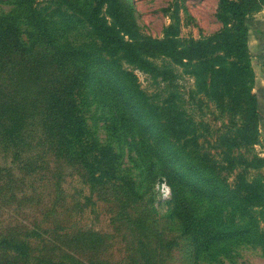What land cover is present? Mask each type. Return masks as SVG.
Masks as SVG:
<instances>
[{
    "label": "rangeland",
    "instance_id": "rangeland-1",
    "mask_svg": "<svg viewBox=\"0 0 264 264\" xmlns=\"http://www.w3.org/2000/svg\"><path fill=\"white\" fill-rule=\"evenodd\" d=\"M34 1L49 5L48 24L63 48L89 51L88 56L77 57L76 63L92 66L102 56L82 14L63 0ZM73 1L83 9L96 3ZM117 1L143 35L162 38L175 9L184 38H199L222 26L217 17L219 0ZM263 10L264 6L251 17L264 20ZM1 18L16 21L23 44L0 57V264H264L260 244L227 240L208 250L202 247L197 236L206 225L221 221L220 205L178 183L177 199L171 180L162 172L159 154L151 149L147 125L111 99L110 87H94L95 82L88 81L79 98L87 136L112 145L119 156L116 176L96 180L81 159V151L69 144V134H60L58 122L49 116H53L49 107L55 78L69 76L73 63L59 65L51 48L40 43L29 50L26 10L19 0H0ZM249 47L253 63L264 58V45L254 28ZM155 60L164 71L158 79L139 69L135 72L148 95L163 101L173 88L169 87V58ZM175 72L172 85L182 94L188 113L201 123V156L207 151L220 161L227 149L223 137L230 136L229 126L233 120L241 121V116L199 92L193 76L182 67L175 65ZM58 89L63 91V87ZM258 93L259 140L250 152L234 146L235 154L264 156V91ZM241 170L239 165L224 168L220 174L234 184ZM259 171L264 172V167H249L246 177L251 180ZM228 209L225 217L227 225H232L233 211Z\"/></svg>",
    "mask_w": 264,
    "mask_h": 264
},
{
    "label": "trees",
    "instance_id": "trees-1",
    "mask_svg": "<svg viewBox=\"0 0 264 264\" xmlns=\"http://www.w3.org/2000/svg\"><path fill=\"white\" fill-rule=\"evenodd\" d=\"M63 2L82 14L98 40L102 56L97 57L92 66L85 61L76 63L77 57L89 55L87 49L63 48L58 43L46 16L49 5L19 0L26 10L29 50L40 43L51 48L52 58L59 65H74L69 76L55 78L52 87H56V91L49 107L53 116H49L58 122L60 134H69L66 137L71 140L69 144L81 151V159L91 175L98 181L115 177L119 156L112 145L87 136L79 98L88 81L95 82L94 87H110L111 99L123 104L128 114L147 125L152 133L154 146L151 149L159 154L162 172L171 180L177 199L181 187L220 205L221 221L216 226H212L213 222L206 225L204 232L197 236L205 250L227 240L264 246V226H261L264 222V172L259 171L251 180L246 177L249 167H264V156L235 154L233 149L237 146L250 152L259 140L258 92L264 91V87H256L249 33L254 28L260 44L264 45V20L251 17L264 6V0H219L217 17L222 26L199 38L181 36L178 9L171 12L172 21L160 38L141 34L117 0H96L89 9H83L73 0ZM105 3L107 8L103 9ZM18 29L16 21L0 19V57L13 47L18 48L19 43L23 44ZM159 57L169 58V87H173L163 101L148 95L135 72L139 69L158 79L164 73L155 60ZM175 65L193 76L194 87L217 106L241 116V121L233 120L229 126L230 136L223 137L227 149L220 161L210 152H203L202 156L199 152L201 123L188 113L182 94L172 85L177 77ZM58 87H63V91ZM192 141L194 144L190 147ZM164 159L170 163L164 164ZM239 165L243 170L234 184L228 182L227 177H221L222 169ZM228 208L233 211L232 225H227L225 217L230 213ZM180 213L185 220L184 213Z\"/></svg>",
    "mask_w": 264,
    "mask_h": 264
},
{
    "label": "crops",
    "instance_id": "crops-1",
    "mask_svg": "<svg viewBox=\"0 0 264 264\" xmlns=\"http://www.w3.org/2000/svg\"><path fill=\"white\" fill-rule=\"evenodd\" d=\"M262 18L264 17L262 16ZM253 67L256 72V87H264V58L253 63Z\"/></svg>",
    "mask_w": 264,
    "mask_h": 264
}]
</instances>
